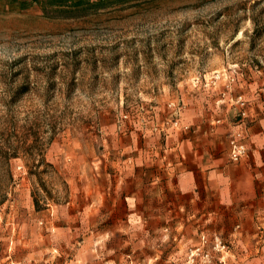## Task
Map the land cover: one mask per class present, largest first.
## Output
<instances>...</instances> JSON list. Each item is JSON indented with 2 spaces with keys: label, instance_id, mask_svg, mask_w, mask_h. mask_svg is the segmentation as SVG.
<instances>
[{
  "label": "rangeland",
  "instance_id": "rangeland-1",
  "mask_svg": "<svg viewBox=\"0 0 264 264\" xmlns=\"http://www.w3.org/2000/svg\"><path fill=\"white\" fill-rule=\"evenodd\" d=\"M263 87L264 0H0V264H248L120 195Z\"/></svg>",
  "mask_w": 264,
  "mask_h": 264
},
{
  "label": "crops",
  "instance_id": "crops-1",
  "mask_svg": "<svg viewBox=\"0 0 264 264\" xmlns=\"http://www.w3.org/2000/svg\"><path fill=\"white\" fill-rule=\"evenodd\" d=\"M250 100L244 117L236 97L235 108L219 107L221 121L215 135L200 115L189 129L175 131L174 140L168 142V156L152 164L150 176L145 180L146 173L143 177L137 173L130 178L128 185L134 189L123 188L122 206L131 216L142 211V217L152 218V225L160 226V219L167 218L171 228L206 226L214 215L219 219V234L255 251L248 264H264V95ZM242 130L248 152L232 163L230 138ZM167 157L163 163L161 159ZM141 202L145 203L140 206Z\"/></svg>",
  "mask_w": 264,
  "mask_h": 264
},
{
  "label": "built area",
  "instance_id": "built-area-1",
  "mask_svg": "<svg viewBox=\"0 0 264 264\" xmlns=\"http://www.w3.org/2000/svg\"><path fill=\"white\" fill-rule=\"evenodd\" d=\"M244 135V132H239L230 141L229 160L232 163L240 162L247 155L248 149Z\"/></svg>",
  "mask_w": 264,
  "mask_h": 264
},
{
  "label": "trees",
  "instance_id": "trees-1",
  "mask_svg": "<svg viewBox=\"0 0 264 264\" xmlns=\"http://www.w3.org/2000/svg\"><path fill=\"white\" fill-rule=\"evenodd\" d=\"M5 202L4 198H0V204H3Z\"/></svg>",
  "mask_w": 264,
  "mask_h": 264
}]
</instances>
